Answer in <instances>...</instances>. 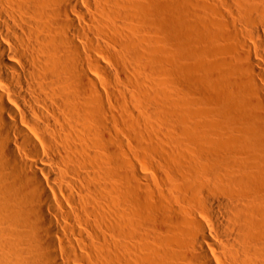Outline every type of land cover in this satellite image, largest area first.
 <instances>
[{
    "label": "bare ground",
    "instance_id": "obj_1",
    "mask_svg": "<svg viewBox=\"0 0 264 264\" xmlns=\"http://www.w3.org/2000/svg\"><path fill=\"white\" fill-rule=\"evenodd\" d=\"M0 264H264V0H0Z\"/></svg>",
    "mask_w": 264,
    "mask_h": 264
},
{
    "label": "rangeland",
    "instance_id": "obj_2",
    "mask_svg": "<svg viewBox=\"0 0 264 264\" xmlns=\"http://www.w3.org/2000/svg\"><path fill=\"white\" fill-rule=\"evenodd\" d=\"M180 7H181V8H180V11H179V15H178V13H177V15H178L177 17H178V18L176 17L177 19L175 20V22H177V20H178V23H179V19L183 18V14H184V16L186 15V10L184 9V6H183V5H182V6L180 5ZM178 8H179V7H178ZM182 8H183V9H182ZM178 10H179V9H178ZM181 10H182V11H181ZM182 12H183V13H182ZM180 13L182 14V17H181V14H180ZM179 16H180V18H179ZM175 39H176V38H175ZM172 40H173L172 42H174V43L177 42V41L174 40V38H172ZM162 43H163V42H162ZM174 43H173L172 45H169V44H168L167 46H168L170 49H168V48H167V49H168V51H170L171 56L173 57V59L175 60V59L177 58V61H178L179 58H180V56H182V54L180 55V53H178L180 56L178 55V57H177V52H179V51H178L179 48H178V44H177V43L174 44ZM170 44H171V43H170ZM176 47H177V48H176ZM173 48H174V49H173ZM175 48H176V49H175ZM171 50H172V51H171ZM174 51H175V53H176V56H175ZM173 53H174V54H173ZM174 56H175L176 58H174ZM182 57H183V56H182ZM182 60L184 61V58H182ZM182 60H179V62L181 61V65H180L181 68H182V65H184V64H182V62H183ZM177 63H178V62H177ZM178 64H180V63H178ZM183 68H185V67H183ZM185 72H186V71H185ZM189 73H192V72L189 71ZM186 74H188V73H187V72L184 73V75H182L183 77L181 78V76H180V77L178 78V80H177V81L180 82L179 84H182V87H181V85H180L181 89H182V88H185V89H182V91L185 92V93L188 92V91H187L188 89H189V92H190V90H192V89L190 88V86H189L188 81H187L188 78H186V77H189V79H190V77H192L194 81L197 80V77H195L196 75H194L193 73H192V74L194 75V77H193V75L191 76L190 74H189V75H186ZM185 75H186V76H185ZM180 78H181V80H180ZM184 79H185V80H184ZM183 80H184V81H183ZM193 80H192V81H193ZM182 81L185 82V83H183ZM186 81H187V82H186ZM194 81H193V82H194ZM195 82L197 83V81H195ZM195 82H194V83H195ZM186 83H187V84H186ZM184 84H185V85H184ZM190 84H191V83H190ZM188 86H189V88H188ZM199 86H200V85H199ZM199 86H198V89L200 88ZM186 88H187V90H186ZM199 90H200V89H199ZM191 92H193V91H191ZM129 103H130V102H129ZM129 103H128V104H129ZM141 120H142V119H140L139 121H141ZM143 121H145V122H142L143 124H142L141 122H139L140 125L142 124V126H140V128L144 130V131H142L143 134H144V133H147V134H144L146 137L142 135L143 138H144V140H143V138H142L143 142H142V140H141V142L143 143V145H144V142H145V145H148V144H150V142H149V140H150V135H149V132H148V131H149L148 127L151 128V127H150L151 124H150L147 120H143ZM146 121H147V123H146ZM144 124H145V125H144ZM148 124H149L150 126H149ZM142 127H143V128H142ZM144 127H146V131H147V132L145 131V128H144ZM140 128H137V129H139L138 131L141 130ZM147 129H148V130H147ZM141 134H142V133H141ZM172 134H173L172 138L174 137L173 139H174V140L176 139L174 142H176V141L179 142V139H180L181 137H179V135L176 134V132H174V133H172ZM148 136H149V138H148ZM147 138H148V140H147ZM145 140H146V141H145ZM147 142H149V143L146 144ZM128 145H129V146H128ZM130 146H131V145H130V143L128 142V143H127V148L130 147ZM155 165H156V164H154V166H155ZM152 167H153V166H152ZM152 167H151V168H152ZM156 167H157V166H156ZM156 167H155V168H156ZM158 167H159V166H158ZM158 167H157V171H158V169H159ZM153 168H154V167H153ZM153 168H152V169H153ZM152 169H151V170H152ZM152 171L157 172L156 170H152Z\"/></svg>",
    "mask_w": 264,
    "mask_h": 264
}]
</instances>
